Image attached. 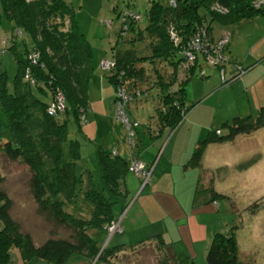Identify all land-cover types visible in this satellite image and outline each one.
I'll list each match as a JSON object with an SVG mask.
<instances>
[{"label": "trees", "instance_id": "16d2710c", "mask_svg": "<svg viewBox=\"0 0 264 264\" xmlns=\"http://www.w3.org/2000/svg\"><path fill=\"white\" fill-rule=\"evenodd\" d=\"M257 14H264V0H152L146 11V26L141 30L136 29L139 15L133 11L122 13L119 37L133 32L127 40L130 48L114 47L110 57L102 60L111 62V68L105 71L113 92L123 89L132 98L125 106L128 119L136 121L129 118L130 104L149 101L155 106V114L151 113L146 123L151 137L178 127L193 107L186 105L187 83L195 77L207 78L206 67L222 68L210 65L206 53L193 51L191 41L204 40L203 47L212 44L213 53L224 33L216 36L212 23L231 25ZM2 16L21 43L14 36L7 45L16 66L9 88L5 72L0 73V106L10 134L0 144V159L18 161L27 168L25 191L34 204L35 215L49 229L45 238L36 242L13 216V201L0 164V264H8L11 252H16L22 263L36 258L46 264H67L71 255H78L87 262L105 264L107 256L118 247L107 248L102 242L107 239V226L117 219L112 213L113 204L128 195L125 179L131 172L123 158L99 147L94 155L95 172L86 171L85 177L76 172L80 156L77 141L70 138L69 117L79 132L89 109L88 85L93 73L90 43L78 30L72 9L62 0H0ZM135 41L143 43V50L137 54L132 48ZM2 44L6 46L4 40ZM227 44L218 55L226 56L229 62ZM191 52L194 58L188 61L186 54ZM236 73L233 70L228 81ZM58 95L62 108L57 107ZM262 126V110L256 117H234L210 130L197 143L187 164L199 166L207 144L231 141ZM64 143H68L67 158ZM80 195L90 204L86 219L65 211L66 204L77 201ZM154 240L166 247L162 238ZM169 255L175 259L172 252ZM205 264L254 262L239 257L231 231L213 235Z\"/></svg>", "mask_w": 264, "mask_h": 264}, {"label": "rangeland", "instance_id": "374dc122", "mask_svg": "<svg viewBox=\"0 0 264 264\" xmlns=\"http://www.w3.org/2000/svg\"><path fill=\"white\" fill-rule=\"evenodd\" d=\"M62 1L72 9L78 30L90 43L93 51L92 62L96 67L103 71L106 76L108 73L101 68L100 65L102 60H100V58L102 56L109 58L110 52L114 47L118 50L130 48V44L127 43V40L134 34L129 31L124 37H119L122 13L133 11L135 14L139 15L140 21L136 24V29L140 28L143 30L147 23L146 11L152 0ZM211 26L214 28L216 36H219L222 32L229 35V44L227 47L229 49L228 57L230 58V61L225 64L224 68H237L239 66L243 68L244 71H247L246 69L250 65H255L254 68H256L257 78L259 79V86L257 88L261 91L260 93H263L264 14H257L252 17L243 18L231 25L221 26L212 23ZM14 36L16 42L20 44L21 38H16V32L13 31L12 26L2 16L0 18V73L3 71L7 76V88L10 87L11 80L16 72L15 62L10 53L6 50L7 45L9 46L10 39ZM3 40L6 42V46H3ZM132 48L136 51V54L140 53L141 50H143V43L141 41H135ZM100 53L101 57L99 56ZM246 57L248 60L244 63ZM96 67L94 68L96 69ZM205 71L208 74L207 78H192L185 87L186 105L193 106L191 109L197 107L196 105L198 102L202 101L205 97H197L200 96L199 94L201 93L202 88L199 83L211 81L213 77L216 76L218 86L215 88L219 89V87H221L219 70L215 67H206ZM225 77L227 79V75ZM219 92L220 91L217 93ZM108 102L110 103V101ZM234 106H238V104L234 103L230 107H217L214 105V109L212 108L210 111H207V117H203L202 121L209 123L212 118V126L209 127V129L214 130L220 128L221 123L224 122L220 121V115ZM112 109L115 122L106 119V128L111 129L114 123L117 124L115 125L117 131L119 126L123 127L125 130V139L128 143V132L126 131L124 124L115 118L114 100ZM102 110L103 112H108L105 104L104 108L102 107ZM99 112L100 107L96 105V102L92 101L91 108L85 113V120L88 118L87 114L89 113L90 115V123L88 124L89 131L93 130L96 132L100 130L102 132L103 128H101L98 123ZM151 113L155 114V106H153L152 102L148 101L129 105V118L138 122V126L135 128V133L132 137L134 142L137 138L136 131H139L140 134L143 133V130L145 131L147 119L150 116L152 117ZM254 114L255 113L252 115ZM186 115L180 125L173 131L164 133L157 138L167 139L176 131L182 133V138L178 139L175 144V148L179 155H182V152H186L190 144L189 135L191 131L193 132L192 134L195 132V128L192 127L193 125L185 126ZM243 117H245V115ZM231 119L232 117H230L228 121ZM69 121L70 138H72L75 133V126L72 118L69 117ZM193 123L197 125V122ZM82 126L83 123L80 127ZM110 133L113 134V132ZM119 133L121 132L119 131ZM6 134L9 138L10 134L0 106V144L5 142L2 138ZM202 138L204 137H201L198 140H201ZM152 143L153 140L150 141L149 145H152ZM172 143L173 141L167 146V152L171 148ZM66 145L67 143H64L63 147ZM89 145L92 144L89 143ZM160 145V143L156 144V150H158ZM220 148H222V150L219 158L228 162L227 165L229 169L225 172V180H217L216 174L214 173L215 181L213 180V187L215 190L218 188L221 191H226L225 194H222L223 196L215 194L213 191L214 195L212 194V200L206 204V206L210 205L211 211L207 214L197 212L194 199V194L197 191L194 187L191 190L185 188V184L180 180V170L179 167H177V161H175L173 169L170 168L167 171L164 181H162V185L165 186V190L172 192L173 189L171 184L173 181L175 182L176 189L178 190V203L176 205L178 209L173 211V216L172 214L169 216L167 212L164 214L161 213L155 204V200H153V196L150 195L149 197H146L150 186L147 185L145 187L142 180L137 182L138 186L135 193L130 195V191L127 188V197L125 199H117L112 208L114 216L118 217L119 214H121V220H123L128 210L131 209L121 226L124 233L111 237L109 241H107L108 239H104L102 245L105 244L107 248L122 245L125 247H131L136 244L139 245L129 249L124 248L123 250H117L116 252L113 251L112 254L107 256L108 259L105 264H205L206 252L213 235L218 232L229 233L231 231L234 232L237 240L239 257L243 260H250L254 262V264H264V196L256 197L259 190L255 187L258 184H264V164H261L259 168L250 169L246 172H240L239 169L246 164L251 163V160L248 159H251L258 150H264V132H258L256 135L238 136L233 142L226 143ZM82 151L84 152V147L82 148ZM216 157L217 156L212 154L210 160L213 162ZM176 158L177 155L174 156V160H176ZM0 160V164L3 165V175L5 176L6 181L5 184L13 201V216L20 221L22 226H24L30 234L33 235L36 242L42 241L47 235L49 226L48 224H44L41 218L35 215L34 204L25 191L27 168L18 161L7 163V161L4 162L2 159ZM85 164L91 165L92 163L86 162ZM88 165L87 167L89 168ZM90 167L92 168L93 165ZM161 168L159 167L158 170ZM245 182H250L251 184L244 187ZM197 190L199 189L197 188ZM259 198L263 203V206L262 204L255 203ZM65 211L79 217L80 219H86L89 217L91 209L88 201H85L80 195L78 196L77 201L66 204ZM176 211L180 212L179 217H176ZM195 223L199 230L196 229V232L193 231V235L191 236L188 231V225H194ZM124 225L127 229H124ZM131 229H134L135 231L132 235L128 236L127 232ZM204 231L205 233H203ZM61 232L65 233L60 230L59 233ZM197 232L202 234V236L198 237ZM206 236H209V238L206 239ZM157 237L162 238L163 242L168 247L174 249L175 259L170 257L169 251L166 248L167 246H161L157 240H154ZM77 257L79 256L71 255L69 260L74 261ZM167 258H170L171 261H169V259L166 260ZM19 261L17 253L11 252L8 264H19ZM23 264L46 263L43 260L33 258ZM88 264L95 263L88 262Z\"/></svg>", "mask_w": 264, "mask_h": 264}, {"label": "crops", "instance_id": "0c3cea01", "mask_svg": "<svg viewBox=\"0 0 264 264\" xmlns=\"http://www.w3.org/2000/svg\"><path fill=\"white\" fill-rule=\"evenodd\" d=\"M228 53H229V49L226 46V54L229 56ZM99 56L101 57V53ZM104 58L105 57L102 56L100 60ZM247 60L248 58L246 57L244 63ZM254 66L255 65H250L246 69L247 71H243V73L240 76H238L236 79L229 81L225 84H221V78L219 77L220 86H221L219 87V89L215 88L218 86L216 76H214L211 81L199 83L202 88H201V93L199 94L200 96L197 97H201V98L203 96L205 97L202 99V101L198 102V104L196 105L197 107L190 109L186 115L185 126L193 125L192 127L195 128L194 130L195 132L194 134H192L193 132L191 131L189 135L190 144L186 152H182V155H179V153L175 148L176 141L182 138L183 136L182 133H180L179 131H176L175 133H173L172 136H170L167 139H157L163 134H161L156 138L151 137L148 133L149 131L146 130L145 127V131L143 130L142 134H140L139 131H136L137 132L136 141L134 142V145L130 147L129 144L126 142L125 130L123 129V127H120L118 125L119 129L117 131V128L115 127V125L117 124L114 123L111 129L106 128V123H107L106 119L114 121L113 119L114 113L112 112L113 88L108 81V74L105 76L104 72L101 71L98 67H96L92 62L93 73H92L91 81L88 85L89 109L91 108L92 101L96 102V105L100 107V112L98 114L99 115L98 123L100 124L101 128H103V130L102 132L100 130L98 131L95 130L96 132H94L93 130L92 131L88 130L89 128L88 124L90 123L89 113L87 114L88 118H86L85 122L83 123V126L79 128L81 129V133L80 130L79 132H77V128L74 125L76 131L71 139L77 141L78 152L80 156V159L76 162V172L79 175H81L80 173H82L83 176L85 175L84 173L86 171L95 172L94 155L98 147L105 150H109L111 152H115L117 156L123 158L127 163H129L130 161H140L147 167L148 166L151 167L150 178L148 180V183L145 185V187L147 185L150 186L146 194V197H149L150 195L153 196V200H155V204L157 208L160 210V212L163 214L167 212L169 216L170 214H172L173 216V211L175 209L176 210L178 209V207L176 206L178 203V195H177L178 190L176 189L174 181L171 184L173 189L172 192L165 190V186L162 185V181H164V177L167 174V171L170 168L173 169L174 163L175 161H177V167H179L181 174L180 180H182V182L185 184V188H189L191 190L194 187V189H196L197 191L194 194L197 212L207 214L211 210H210V205L206 206V204L212 200V194L214 195L215 192V194L222 195L225 194L226 191V190H222L223 191L222 192L218 188L217 190H215L213 187L214 173L216 174L217 180L219 179L225 180L226 179L225 172L228 171L229 169L227 165L228 162L226 160L219 158L220 152L222 150V148L220 147L225 145L226 143L233 142L238 136H242V135L248 136L251 134L256 135L258 132L261 131L264 132V126L256 129L251 133L237 135L231 141L222 142L219 144H207L206 146H204L199 166H195V167L189 166L187 163L191 157V154L195 150L197 143L205 139L207 133L211 130L209 129V127L212 126L213 119L211 118V121L209 123L203 122L202 120L203 117L205 118L207 117V111H210L212 108L214 109V105H216L217 107L218 106L230 107L234 103L238 104V106H234L220 115V121H224L221 123V125L225 122H229L230 120L228 121V119H230V117H232V119L233 117L241 118L244 115L245 117L246 116L256 117L260 110L264 112V87H262L263 93H260L261 91H259L257 88L259 86V79L257 78V74L255 70L256 68H254ZM94 67H96V69ZM233 70H234L233 67H229L228 69L224 68V76L227 75V77H229L230 74L233 72ZM218 91L220 92L217 93ZM185 97H186V93H185ZM108 101H110V103ZM103 103L105 104L106 109H108V112L106 111L103 112L102 110V107L104 108ZM253 113L255 114L252 115ZM193 122H197V125L194 124ZM119 131L121 133H119ZM110 132H113V134H111ZM201 137L204 138L198 140ZM2 139L6 141L8 139L7 134L3 136ZM151 140H153V143L152 145H149ZM172 141H173L172 146L167 152V146L170 145ZM89 143H91L92 145H89ZM157 143L161 144L158 150H156ZM83 147H84V152L82 151ZM62 149L64 156L67 158L69 155L68 143L66 146L62 147ZM212 154L217 156L213 162L210 160ZM175 155H177L176 160H174ZM248 160H251L250 161L251 163L246 164L242 168H239L240 172H246L249 171L250 169L259 168L261 164H264V150L262 149L258 150V152H256L254 156H252L251 159ZM86 162L88 163L91 162L92 163L91 165H93V167L91 168L90 167L91 165L85 164ZM87 165L89 166L90 170L87 167ZM159 167L162 168L158 170ZM139 180H142L140 176H137L133 173L127 174L125 182H126V187L130 191V195L136 192L138 186L137 182ZM250 184H251L250 182H245L244 187ZM255 187L259 190L256 197L264 196V184L262 185L258 184ZM197 188L199 190H197ZM256 201H257L255 202L256 204H262L263 206V203L260 201V198ZM130 211L131 209L128 210V212L125 214L123 220H121L120 217L121 214H119L118 217L113 215L114 218L117 219L120 218L121 220L120 226H122L123 222L127 218V215L130 213ZM179 214L180 212L176 211V217H179L180 216ZM124 229H127L125 225H124ZM196 229L199 230L196 223L194 225L191 224L188 225V231L191 236L193 235V231L196 232ZM134 231H135L134 229L129 230L127 232V235L128 236L132 235ZM123 233L124 230L122 228L121 234ZM203 233H205V231ZM197 236L201 237L202 234H199V232H197ZM207 238H209V236H206V239ZM138 245L139 244H136L131 247H125L122 245V246H117L118 248L116 249L117 250H123L124 248L129 249L136 247ZM166 248L168 249L169 252H172L175 255L174 249L168 246ZM117 250H115V252ZM19 264H23V263L19 261ZM67 264H88V262L81 257H77L76 260L69 261Z\"/></svg>", "mask_w": 264, "mask_h": 264}, {"label": "built area", "instance_id": "2783aa9c", "mask_svg": "<svg viewBox=\"0 0 264 264\" xmlns=\"http://www.w3.org/2000/svg\"><path fill=\"white\" fill-rule=\"evenodd\" d=\"M204 35V34H203ZM228 34L224 33L220 39L215 43L216 44V50H214V52H210V49L213 48V45H209L208 47H203L202 45L204 44V40L202 43H197L194 40L191 41V45L193 51L199 50L201 52L206 53V61L210 64V65H222V68L219 69L220 72V78H221V84H225L227 82H229L228 80L232 77V74H230L229 77L224 76V65L226 63H228V58L226 56H221L218 55V52L220 54V51L222 52V50L224 49V45H226L228 43ZM171 38L173 39L174 37L171 36ZM203 47V48H202ZM217 53H216V52ZM188 61H192L194 56L191 53H187L186 54ZM101 68L103 70H109L111 68V62L108 60H102L101 61ZM235 68V67H234ZM234 71H237L236 76L234 78H232V80L236 79L238 76H240L243 73V70L241 69V67H237L235 68ZM230 80V81H232ZM227 81V82H226ZM114 103H115V118L120 121L122 124H124L126 131L128 132V144L130 147H132L134 145V141L132 140V137L135 133V128L138 126V122L137 121H130L128 119V115L126 114L125 111V106L126 104L132 100L131 97H129L126 92H124L123 89H117L114 92ZM58 101L60 102L59 105H57L58 108H62V100L61 97H59L58 95ZM53 104L50 106V111H53ZM128 171L140 176L142 178L143 181V185H146L148 183V178L150 177L151 174V167L148 168L146 165H144L142 162L140 161H130L128 163ZM106 233H107V239L109 240V238L115 234H121L122 233V229L120 226V218L118 219H114L113 221H111L109 223V225L106 228Z\"/></svg>", "mask_w": 264, "mask_h": 264}, {"label": "water", "instance_id": "95a60500", "mask_svg": "<svg viewBox=\"0 0 264 264\" xmlns=\"http://www.w3.org/2000/svg\"><path fill=\"white\" fill-rule=\"evenodd\" d=\"M107 241H108V240H107ZM107 241H106V242H107ZM104 245H105V244H104Z\"/></svg>", "mask_w": 264, "mask_h": 264}]
</instances>
